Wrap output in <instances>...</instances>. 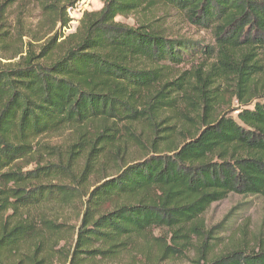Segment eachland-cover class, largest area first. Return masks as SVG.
<instances>
[{"label": "trees", "instance_id": "1", "mask_svg": "<svg viewBox=\"0 0 264 264\" xmlns=\"http://www.w3.org/2000/svg\"><path fill=\"white\" fill-rule=\"evenodd\" d=\"M22 1L0 0L3 41ZM33 1L59 29L0 64V264H56L62 224L44 208L76 196L69 163L105 169L142 124L150 152L87 192L68 264H159L190 248L193 264H264V236L208 260L226 229L202 221L231 193L264 200V0H102L66 36L81 0ZM160 8L211 31L215 48L170 33ZM228 96L235 116L217 112ZM64 129V148L41 140Z\"/></svg>", "mask_w": 264, "mask_h": 264}, {"label": "rangeland", "instance_id": "2", "mask_svg": "<svg viewBox=\"0 0 264 264\" xmlns=\"http://www.w3.org/2000/svg\"><path fill=\"white\" fill-rule=\"evenodd\" d=\"M101 6L102 0H81L75 6V14L71 11V16L68 12L70 22L67 28L62 29L63 35L66 36L75 31L83 11L98 10ZM157 15L167 22L170 33L198 41L200 45L215 48V40L211 31L184 21L181 16L168 8L158 9ZM8 17L10 27L6 28L8 30L6 36L9 40L3 41L0 38V64L15 63L28 53L38 54L41 47L59 29L57 24L48 20V16L42 13L38 3L33 0H23L19 5H14L9 10ZM18 17L21 20H18ZM118 19L128 23L132 22L131 17H118ZM53 54L54 57L57 56L58 51ZM187 67L186 65L185 68ZM239 105L236 97L228 96L223 103L218 105L217 112L235 116L237 111L232 109ZM70 130L64 129L43 137L41 140L64 148L74 140ZM135 135L134 140L123 143L120 153L114 156V163H110L103 170H93L82 175L83 161L69 163V174L65 179V184L76 190V196L70 203L51 204L44 208L47 219H51L56 224H62L60 227L62 240L55 248L56 264H68V257H65V254L69 253L75 240V232L80 222L87 192L103 177L115 174L119 166L140 160L150 152L149 145L152 136L144 124L136 129ZM183 136L184 133L180 134L174 143L179 144ZM81 182L82 184H80ZM202 221L206 228L219 225V230L226 229V231L214 235V237H221L219 240H211L209 251L206 254L208 260L237 247H245L249 250L255 245L259 236H264V200L259 196H242L231 193L225 199L213 203L202 215ZM194 243H197V240H194ZM198 256L199 253L194 248H190L188 251L186 250L184 256H167L159 264H193Z\"/></svg>", "mask_w": 264, "mask_h": 264}, {"label": "built area", "instance_id": "3", "mask_svg": "<svg viewBox=\"0 0 264 264\" xmlns=\"http://www.w3.org/2000/svg\"><path fill=\"white\" fill-rule=\"evenodd\" d=\"M71 11L74 13L75 11H76V9H75V7L74 8H72V9H69L68 10V12H69V14L71 15ZM75 14V13H74ZM72 16V15H71ZM75 16V15H74Z\"/></svg>", "mask_w": 264, "mask_h": 264}]
</instances>
